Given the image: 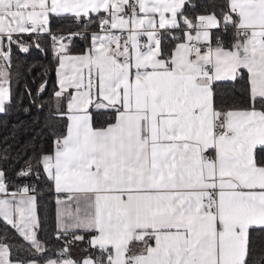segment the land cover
Wrapping results in <instances>:
<instances>
[{
    "label": "snow or ice",
    "instance_id": "snow-or-ice-1",
    "mask_svg": "<svg viewBox=\"0 0 264 264\" xmlns=\"http://www.w3.org/2000/svg\"><path fill=\"white\" fill-rule=\"evenodd\" d=\"M189 3L0 0V113L11 102L12 45L28 51L24 34L50 36L53 96L66 101L53 152L30 156L17 173L30 176L33 161L37 179L43 169L58 195L57 239L72 237L44 264H249L252 232L264 233V159L255 154L264 147V0H223L195 20ZM53 16L89 19L55 35ZM89 23L99 30L85 37ZM221 28L229 41L213 36ZM165 33L174 47H164ZM77 36L88 46L72 55ZM240 81L242 99L218 91ZM93 109L109 114L101 127ZM34 191H9L0 171V219L43 253ZM79 232L99 256L70 258L68 245L85 240ZM9 250L0 243V264H13Z\"/></svg>",
    "mask_w": 264,
    "mask_h": 264
},
{
    "label": "trees",
    "instance_id": "trees-1",
    "mask_svg": "<svg viewBox=\"0 0 264 264\" xmlns=\"http://www.w3.org/2000/svg\"><path fill=\"white\" fill-rule=\"evenodd\" d=\"M213 3L220 4L223 0H190L184 10L185 15L195 20L197 14L211 12ZM90 15L95 21L97 15L94 13ZM88 19L86 17L84 23H87ZM84 23L80 24L82 28H84ZM50 26L53 34L66 35L69 30L79 25L74 24L71 19L53 16L50 19ZM95 26L96 23L88 24L90 28ZM174 34L179 35L180 33ZM222 34L226 42L230 40L231 31L224 33L223 28L219 31L213 30V36ZM84 35L88 37L89 33L85 32ZM164 36V47L166 49L172 47L176 41H173L167 33ZM22 41L28 47V51L22 52L16 44L12 45L11 102L6 103V111L0 113V171L5 173L9 188L25 180L35 189L33 195L36 196V214L40 222L38 239L43 243L46 251L36 253L28 242L2 219H0V237H6V239L0 242L10 245L9 258L11 260L25 262L30 259L41 261L51 257L55 249L64 247L70 235L57 239L54 225L55 193L52 182L46 178L43 169H38L40 175L37 179V169L33 161L34 169L30 176H17L30 156H38L41 152L50 153L54 146V139L57 135L64 133L66 128V118H60L58 115V112L66 111V101H57L53 96V92L57 90L54 76L57 59L54 58L50 36L47 33H37L31 36L24 34ZM37 42L40 48L35 46ZM87 42L85 38L75 37L70 51L82 50ZM45 81L47 82L45 91L37 96L40 84ZM25 86L31 90V96L27 94ZM244 86L245 81L235 84L221 82L218 84V91L220 94L227 92L229 95L234 94L237 99H242ZM39 105L42 107H38ZM93 115L95 126H102L109 114L105 112L100 115L93 109ZM255 154L258 159H264V147L258 145ZM252 240L253 250L249 257V264H260V261L264 259V233L253 230ZM82 246L83 253L100 255L99 249H92L86 244Z\"/></svg>",
    "mask_w": 264,
    "mask_h": 264
},
{
    "label": "crops",
    "instance_id": "crops-1",
    "mask_svg": "<svg viewBox=\"0 0 264 264\" xmlns=\"http://www.w3.org/2000/svg\"><path fill=\"white\" fill-rule=\"evenodd\" d=\"M208 13H210V12H206V13H199V14H197L196 15V17L197 16H199V15H204V14H208ZM104 13L101 11V13H100V15H103ZM195 17V18H196ZM96 20H98V17L96 16V18H95ZM93 31H98V29H95V27L93 28V30H91V31H89L88 33H89V35H90V33L91 32H93ZM177 42V41H176ZM175 42V43H176ZM6 43V42H5ZM175 43H174V45H175ZM174 45L172 46V47H174ZM88 46V42H87V44L84 46V48L82 49V50H79V51H70V54H72V55H75V54H80V53H82L84 50H85V48ZM5 51H7V49H6V47H5ZM57 66H58V60H57V62H56V64H55V68H54V76H55V82H56V85H57V75H56V68H57ZM57 90H58V88H57ZM65 107H66V103H65ZM66 124H67V120H66ZM96 127H101V126H96ZM53 150H54V146H53V148H52V150H51V152H53ZM50 152V153H51ZM53 185V184H52ZM53 189H54V186H53ZM9 191H12V190H10L9 189ZM54 193H55V202H54V225H55V228H56V217H57V209H58V205H57V203H56V201H57V199H58V195H57V193L55 192V190H54ZM30 194H33V193H30ZM67 196V194H64L63 196H61V197H59L60 199H64L65 197ZM77 234H81V235H84L85 236V240L83 241V242H75V243H73V244H71V245H68V247H69V249H70V252H69V255H70V258H72V259H75V260H80V259H82L84 256H92L93 258H95L96 256H98V255H96V254H93V253H88V252H86V253H83L82 252V245H84V244H86L87 246H89V244H88V240L90 239V236H89V234H87V233H83V232H79V233H77ZM72 239V237H71V235H70V238H69V240H71ZM1 243V242H0ZM64 247H65V245H64ZM63 247V248H64ZM62 249V248H61ZM99 251V250H98ZM50 258V257H49ZM49 258H47V259H49ZM47 259H45V260H47ZM11 260V259H10ZM30 260H33V259H30ZM45 260H41V261H38V264H44V261ZM12 262H13V264H16V262H19V261H17V260H11ZM29 260H27V261H25L24 262V264H27V262H28Z\"/></svg>",
    "mask_w": 264,
    "mask_h": 264
},
{
    "label": "built area",
    "instance_id": "built-area-1",
    "mask_svg": "<svg viewBox=\"0 0 264 264\" xmlns=\"http://www.w3.org/2000/svg\"><path fill=\"white\" fill-rule=\"evenodd\" d=\"M83 19H84V22H85V21H86V17L83 18ZM95 29H98L97 24H96V26H95ZM81 30H83V28L79 25L78 27L72 28V29L69 30L68 32H79V31H81ZM91 30H93V28L88 27L87 32H89V31H91ZM98 30H99V29H98ZM77 37L79 38V36H77ZM214 37H215V36H214ZM25 167H26V164H25V166H24V168H23L22 170H24ZM22 170H21V171H22ZM16 185H20V186L28 185L30 188H33L32 184L26 182L25 180H22V181H20V182H18V183H15L14 185H12L9 189H10V190H14ZM33 193H34V192H33ZM59 250H60V249H58V248L55 249V250L53 251V253H52V256H51L50 258H55Z\"/></svg>",
    "mask_w": 264,
    "mask_h": 264
}]
</instances>
